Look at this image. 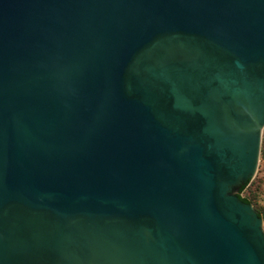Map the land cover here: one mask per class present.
Here are the masks:
<instances>
[{
  "label": "water",
  "instance_id": "water-1",
  "mask_svg": "<svg viewBox=\"0 0 264 264\" xmlns=\"http://www.w3.org/2000/svg\"><path fill=\"white\" fill-rule=\"evenodd\" d=\"M263 129L264 0H0V264H264Z\"/></svg>",
  "mask_w": 264,
  "mask_h": 264
},
{
  "label": "rangeland",
  "instance_id": "rangeland-1",
  "mask_svg": "<svg viewBox=\"0 0 264 264\" xmlns=\"http://www.w3.org/2000/svg\"><path fill=\"white\" fill-rule=\"evenodd\" d=\"M242 196L249 197L253 202L252 206L254 209H259L264 229V129L261 137L258 167L254 177L248 182Z\"/></svg>",
  "mask_w": 264,
  "mask_h": 264
},
{
  "label": "trees",
  "instance_id": "trees-1",
  "mask_svg": "<svg viewBox=\"0 0 264 264\" xmlns=\"http://www.w3.org/2000/svg\"><path fill=\"white\" fill-rule=\"evenodd\" d=\"M246 186H247V185H246ZM245 188H246V187H245ZM245 188H244L243 191L241 192V197H243V196H242V193L244 192ZM243 198H245V199L248 201L249 204H252V205H253V202H252V200H251L249 197H243ZM255 210L258 212L259 216H261V215H260L261 213H260L259 209L255 208Z\"/></svg>",
  "mask_w": 264,
  "mask_h": 264
}]
</instances>
